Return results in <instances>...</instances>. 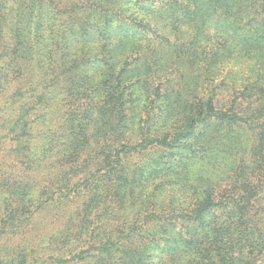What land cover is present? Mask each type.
<instances>
[{"label": "trees", "instance_id": "16d2710c", "mask_svg": "<svg viewBox=\"0 0 264 264\" xmlns=\"http://www.w3.org/2000/svg\"><path fill=\"white\" fill-rule=\"evenodd\" d=\"M240 130H264V0H0V145L11 143L21 165L31 163L35 137L51 144L49 155L67 147L59 200L79 187L89 192L93 205L83 217L116 219L110 204L123 206L129 195L123 159L176 150L186 173L193 155L225 147ZM135 168L146 179L175 170L149 162ZM93 175L100 180L81 186ZM15 176L0 182V264L28 263L2 238L24 233L58 199L47 190L31 206L33 187ZM244 178L247 202L222 212L225 239L206 219L228 202L208 194L168 217L153 208L134 227L77 225L62 240L78 243L90 232L86 250L33 264H88L93 256L96 264H153L156 250L174 264L192 250L201 258L184 264H255L264 248L244 246L264 230V207H256L264 181L247 185Z\"/></svg>", "mask_w": 264, "mask_h": 264}, {"label": "rangeland", "instance_id": "374dc122", "mask_svg": "<svg viewBox=\"0 0 264 264\" xmlns=\"http://www.w3.org/2000/svg\"><path fill=\"white\" fill-rule=\"evenodd\" d=\"M39 129H43V127L39 125ZM235 139L236 141L226 143L225 147L213 150L207 149L193 155L188 160L189 165L186 173L182 171L183 160L177 156L176 150L148 149L143 151L141 155H134L132 159L128 157V159H123V168L120 169L122 167L120 166L118 169L121 172L120 179L125 184L126 192L129 195L126 196L123 206L118 203L110 204L111 211L116 213V219L106 217L108 219L104 218L101 221L92 217H83L84 208L91 207L93 200L89 192H78L81 187L75 189L68 200H59L60 194L65 193L66 190L65 188L62 192L60 191L58 181L68 168L65 159L67 147L60 145L57 149L58 152L54 151L49 155L47 151H49L51 144L42 142L39 137H35L32 139V148L36 151L32 153L31 163L21 165L14 159L15 157L11 152V143H3L0 145V172H4V174L2 173L4 176L0 174V182L6 180L9 175H16L15 177L18 178L16 184L19 181L31 184L33 187L31 195L37 198L31 204L33 207H37L47 197L49 194L47 190H51L58 199L52 202L53 205H47L46 210L39 211V215L34 216L33 220L25 226L24 233L7 234L2 238V244L8 252L16 251L17 256L20 253H26L28 255L27 264H33L34 261L38 260H46L48 257L68 259L72 257L71 251L79 253L86 250L87 245H89L87 243L91 236L90 232H86L82 236L83 240L81 242H63V236H69L70 234L73 237L77 225H79L78 231H80V227L86 230L93 229L94 231L97 227L107 229L116 226L134 227L144 223L145 216L153 208V215L168 217L172 214V210L176 211L175 207H179L181 210L196 207L198 202L208 194H212L217 203L228 202L227 206H218L206 219L210 230L213 233L216 232L220 236V240L225 239V227L220 225L223 223V209L225 207L231 209L229 206L234 204L238 208L231 210L236 212L247 202L246 199H241L244 197L243 193L245 192L242 183L246 179H242V176L245 177L246 175L248 178L247 185L249 183L255 185L261 180L264 181V130L254 133L240 130ZM142 162L165 167L173 164L175 170L169 174H163L160 178L156 177V171H154V175L146 179L135 173L137 171L135 167L141 165ZM25 171L28 172V175H25ZM90 175L92 174H79L78 178L71 181L69 185L71 186L74 183L80 185ZM135 179L137 180L135 181ZM95 180L99 181L100 179L95 178L93 175L81 186H84L87 182L90 185V182ZM262 184L261 191L258 194V197L262 200L259 204L256 203L257 208L264 207V182ZM4 194H6V190L3 192ZM246 197L251 198L252 195L247 194ZM3 205L0 198V217H2ZM102 208L100 207V209ZM92 214L95 217V213ZM262 223V227H264V221ZM255 239L258 242L255 240V244L253 242L244 246L246 252L251 248H255L254 245L260 250L264 248V230ZM153 253V264H174V258L167 255L160 256L161 253L157 250ZM180 257L183 264L185 261L190 260L191 263L201 258L199 253L194 250L185 254L184 257ZM96 262L97 258L95 256L88 260V264H96ZM255 264H264V259L257 260Z\"/></svg>", "mask_w": 264, "mask_h": 264}]
</instances>
